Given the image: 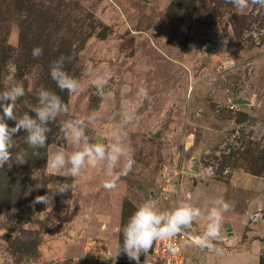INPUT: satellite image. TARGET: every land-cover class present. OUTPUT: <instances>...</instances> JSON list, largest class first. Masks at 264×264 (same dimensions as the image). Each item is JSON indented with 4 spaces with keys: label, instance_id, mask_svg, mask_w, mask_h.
<instances>
[{
    "label": "rangeland",
    "instance_id": "374dc122",
    "mask_svg": "<svg viewBox=\"0 0 264 264\" xmlns=\"http://www.w3.org/2000/svg\"><path fill=\"white\" fill-rule=\"evenodd\" d=\"M261 29L264 7L252 0L243 10L230 0H0V91L23 85L17 116L34 115L41 87L68 108L50 122L44 148H30L23 130L17 133L13 151L26 150L28 161L0 168V264H136L117 255L121 230L149 199L161 210L197 206L207 221L219 188L224 200L237 201V212L254 200L250 215L260 210L264 219V188L244 186L246 178L264 181V34L259 41L244 36ZM35 46L43 48L40 57L31 55ZM60 56L73 57L65 69L81 82L74 93L61 91L50 77ZM87 66L113 72L104 99ZM139 86L149 89L150 99L136 95ZM127 110L136 113L126 129L135 164L117 187H102L106 167H88L69 178L75 196L69 191L48 205L34 203L65 180L47 167L53 152L72 151L62 122L95 116L87 131L97 136L116 127L114 114ZM207 148L211 155L203 153ZM206 163L216 169L204 178ZM250 215L225 249L250 239L258 244L254 264H264V224L257 230ZM248 227L249 235L243 232Z\"/></svg>",
    "mask_w": 264,
    "mask_h": 264
},
{
    "label": "clouds",
    "instance_id": "9594fccd",
    "mask_svg": "<svg viewBox=\"0 0 264 264\" xmlns=\"http://www.w3.org/2000/svg\"><path fill=\"white\" fill-rule=\"evenodd\" d=\"M237 10L246 9L249 0H230ZM252 2L264 7V0H252ZM260 34L256 31H245L244 36L249 35L259 41ZM43 54L41 46H35L31 55L36 58ZM72 56H60L50 67V77L61 90L74 93L81 89L79 79L73 77L65 69L66 61H71ZM84 72L94 86L96 94L104 99L106 87L113 79V72L110 69L101 71L87 66ZM25 94L22 84H12L8 89L0 91V168L5 167L9 161L15 164H24L28 161L26 150L13 151L15 147L14 137L21 130L24 132L25 143L32 149L44 148L49 139L50 122H55L61 114L68 111L67 106L62 103L59 95L54 91L41 87L37 90L38 103L31 110V113H24L17 116L14 112L15 102ZM136 95L144 100L150 99L149 89L139 86ZM119 116V123L107 133L97 136L88 134V123L96 119L89 116L87 121L82 118L66 119L62 122L60 130L66 141L71 145L72 151L65 152L58 150L53 152L47 159V167L54 173L65 178L54 189L51 194L37 195L34 203L48 205L56 195H62L71 191L73 196V185L69 178L75 179L88 167L104 166L107 170V177L102 181V187L112 190L117 187L122 176H127L135 164L134 152L127 143V126L136 118L134 110H127L122 113H115L114 118ZM14 121L9 125L8 121ZM107 140V142H104ZM12 163V164H13ZM212 168L206 169L208 175L212 174ZM193 194L186 192L185 200H191ZM229 204L222 197L212 201L208 210L205 230L199 240L185 241V245L195 243L203 248L211 249L221 231L224 216L229 210ZM201 215L197 206L188 203L177 204L168 210H161L154 199H149L140 204L130 216L127 223L122 227V244L118 246V254L124 253L130 261L140 264L142 254L148 252L153 243L157 240L168 241L176 237L182 229L188 228ZM175 249L170 247L169 251ZM80 257H77L78 260Z\"/></svg>",
    "mask_w": 264,
    "mask_h": 264
},
{
    "label": "crops",
    "instance_id": "0c3cea01",
    "mask_svg": "<svg viewBox=\"0 0 264 264\" xmlns=\"http://www.w3.org/2000/svg\"><path fill=\"white\" fill-rule=\"evenodd\" d=\"M248 185H252V186L254 185L255 190L258 189L256 186L259 187L260 185L261 189H263L264 181H260L257 178H254L251 180L250 178H246V180L244 181V186L248 187ZM209 187H211L212 189L216 188L214 186H209ZM214 193L215 195L213 197L215 198H213V200L221 197L219 188L217 189V191L215 189ZM196 194L197 195L199 194L198 191ZM246 197L247 196L244 195L243 197L244 199L242 202L246 203L248 201L246 200ZM230 200H225L228 202L230 207H229V210L223 214L224 220H223V224L221 227L220 235L215 241L212 242L213 247L211 249L209 248L206 249L203 247H202L203 249L202 248L199 249L200 247L195 246L192 243L191 245L190 244L185 245L184 243H182L180 248L181 249L183 248L184 251H186L185 252L186 261L190 262L191 264H237L240 261H247L250 264H254L255 257H257L256 251L258 249V244L254 243L253 241L249 242L250 239H247V241H245L242 244H236L235 246L237 247L234 249L232 248L230 250L225 249V244L229 245L230 243H233V241H235L236 239V236L242 231L240 230V224L241 222H243V220H245L250 215V213H252L254 200L246 203L247 209L245 210L244 213H240L239 211L237 212V209H236L237 201L236 200L234 199H230ZM233 200H234V204H233ZM212 201L209 200L211 205H212ZM258 212L261 215L257 217L256 220L254 221H252L251 219L252 214L250 215V220L256 223L255 228L257 230H259V227H260L259 225L264 224L263 213L260 210H258ZM245 221H247V219ZM207 222H208V219L206 221V219H202L200 215L193 222L192 225L186 228L188 235H190L194 240L197 238H200L205 230ZM201 230L203 231L201 232ZM225 232H227V234ZM243 232H246L247 235H249V232H250L249 227L244 229ZM187 241H191V240H187ZM194 257H198V258L196 260H193Z\"/></svg>",
    "mask_w": 264,
    "mask_h": 264
},
{
    "label": "built area",
    "instance_id": "2783aa9c",
    "mask_svg": "<svg viewBox=\"0 0 264 264\" xmlns=\"http://www.w3.org/2000/svg\"><path fill=\"white\" fill-rule=\"evenodd\" d=\"M222 145H218L215 150H213V155H219L221 152ZM210 152V149L207 148L204 150V154L206 155ZM211 155V154H208ZM208 159V158H207ZM209 167L212 168V174L214 173L216 169V165L212 163H206L204 164L202 170H201V177H209L210 175L207 174L206 169ZM211 174V175H212ZM176 206V205H175ZM261 214L259 212H255L251 215L252 221L256 220L257 217H259ZM181 239L182 240H191L194 239L188 235L186 229H182L181 232L174 238H171L168 241H155L153 243V246L150 250V252L140 260V264H185V258L183 256V253L180 249L181 246ZM172 247L175 250L169 251V248Z\"/></svg>",
    "mask_w": 264,
    "mask_h": 264
},
{
    "label": "water",
    "instance_id": "95a60500",
    "mask_svg": "<svg viewBox=\"0 0 264 264\" xmlns=\"http://www.w3.org/2000/svg\"><path fill=\"white\" fill-rule=\"evenodd\" d=\"M215 44H216L215 41H212V42L210 43V47H209V49H208V52H210V51L212 50V48L215 46Z\"/></svg>",
    "mask_w": 264,
    "mask_h": 264
},
{
    "label": "trees",
    "instance_id": "16d2710c",
    "mask_svg": "<svg viewBox=\"0 0 264 264\" xmlns=\"http://www.w3.org/2000/svg\"><path fill=\"white\" fill-rule=\"evenodd\" d=\"M150 250H151V249H150ZM150 250L148 251V253L150 252ZM148 253H147V254H148ZM147 254H146V255H147Z\"/></svg>",
    "mask_w": 264,
    "mask_h": 264
}]
</instances>
